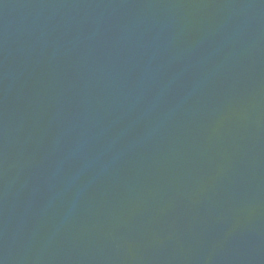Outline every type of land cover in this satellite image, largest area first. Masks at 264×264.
Wrapping results in <instances>:
<instances>
[{"label": "water", "instance_id": "water-1", "mask_svg": "<svg viewBox=\"0 0 264 264\" xmlns=\"http://www.w3.org/2000/svg\"><path fill=\"white\" fill-rule=\"evenodd\" d=\"M0 264H264V0H0Z\"/></svg>", "mask_w": 264, "mask_h": 264}]
</instances>
